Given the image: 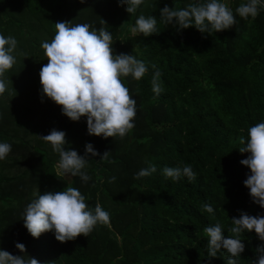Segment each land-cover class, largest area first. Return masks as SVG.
<instances>
[{
    "label": "trees",
    "instance_id": "16d2710c",
    "mask_svg": "<svg viewBox=\"0 0 264 264\" xmlns=\"http://www.w3.org/2000/svg\"><path fill=\"white\" fill-rule=\"evenodd\" d=\"M23 1L31 15L51 11V17L55 15L58 22L70 21L71 24H77L75 17L79 11L91 6L100 8L101 2L108 3L110 12L98 10L100 21L109 22L107 30L114 32L123 20L134 26L141 14L156 17L158 29V33L138 34L136 39H131L134 46L131 55L143 61L148 71L140 80L121 77L136 101L139 126L131 130L126 146L115 140L113 145L109 142L102 147L101 138H104L88 134L87 125L79 120L80 134L100 153L94 157L89 153V164L85 168L98 181L89 188L79 175L68 181L58 173L59 163L48 159L47 153L35 151L32 155L39 154L43 161L39 193L75 187L82 194L86 191L93 209L99 201L106 210L100 194L116 206H122L109 212L110 223L105 225L107 234H102L108 240L106 246H116L115 252L120 253L124 261L134 255L136 264H226L229 254L225 250H219L215 257L208 255L204 228L220 222L227 237L232 217H238L241 212L264 215V208L253 202L250 190L243 183L250 169L240 161L250 153L239 151L244 146L240 140L247 139L248 129L264 122V7L255 18L236 15L237 23L231 28L207 34L194 25L177 30L175 24L161 22V9L165 5L181 8L194 0H154L145 9L140 5L132 14L125 10L127 5L119 4L118 0L99 3L93 0ZM246 2L240 0V4ZM261 3L264 5V0ZM232 9L235 12L234 7ZM0 26L3 27L1 17ZM157 69L163 89L158 95L152 86ZM55 108L61 111L59 117L63 123L68 120L73 126L79 122L64 115L60 105L55 103ZM7 136L11 140L19 138L15 131ZM158 136H161L159 142ZM19 142L24 141H12L10 153L0 160V249L3 239L14 236L12 243L7 241V247L13 249L21 239L41 264H120L116 259L107 260L103 253H96L95 228L87 237L80 235L60 242L54 231L34 238L23 228L24 222H7V214L11 221L15 218L9 209L19 208L26 198L30 202L36 198L34 189L27 187V169L19 176L3 173L8 168L22 167L28 160L31 163L35 158L27 155ZM135 144L139 151L131 148ZM152 148L154 150L150 151ZM105 151H109V155L102 160ZM146 161L154 163L157 171L136 179L135 174L148 166ZM185 164L191 165L196 173L194 180L189 181L187 176L173 180L163 175L165 166ZM113 166L120 172L115 180L107 179V175L115 174ZM121 196L126 200L118 198ZM131 203L133 206L128 207ZM204 204H210L214 212L203 210ZM21 233L24 238H19ZM241 239L245 250L236 258L237 264H252L257 259L255 249L264 241L254 230L245 231Z\"/></svg>",
    "mask_w": 264,
    "mask_h": 264
},
{
    "label": "clouds",
    "instance_id": "9594fccd",
    "mask_svg": "<svg viewBox=\"0 0 264 264\" xmlns=\"http://www.w3.org/2000/svg\"><path fill=\"white\" fill-rule=\"evenodd\" d=\"M127 5L126 11L135 13L144 0H118ZM261 0H247L240 4L235 12L222 0H194L186 7L175 8L165 5L161 9V22L173 23L177 30L195 26L201 33L211 34L231 28L237 23L236 15L247 19L259 14ZM102 24H106L102 21ZM56 33L51 42L44 41V49L48 63L40 69L42 98L46 96L61 106L62 113L73 121L86 117L87 131L90 135L123 138L134 128L137 114L136 101L121 77L131 76L140 80L148 71L146 64L131 54H116L112 33L101 26L93 28L88 23L71 24L70 21L55 23ZM135 34L149 36L158 33L157 19L154 16L139 15L131 28ZM17 40L12 36L0 34V95L8 89L5 73L16 63L13 54ZM155 68V65H153ZM160 71L157 69L153 79V91L158 95L163 89L159 83ZM51 144L59 154V168L65 174L79 175L85 182L90 177L84 169L88 164V154L100 155L92 143H86L85 155L74 149H66V132L53 128L48 135L40 136ZM243 147L241 153H250L240 163L250 169V174L243 181L250 190L254 203L264 208V122L248 129L247 139L240 140ZM11 151V144L0 142V160L6 158ZM109 151L101 156L108 158ZM136 179L150 176L157 171L154 163L148 162ZM163 175L173 180L187 176L189 181L196 178L191 165L176 167L165 166ZM111 180H115L112 177ZM111 182V181H110ZM203 210L213 213L210 204H204ZM24 226L34 238H39L47 231H54L55 238L60 242L74 240L80 235L87 237L98 224L110 223V213L101 206L99 201L95 208L86 203L85 196L75 187H67L63 191H47L36 194V198L27 204L23 215ZM254 230L258 238L264 241V215H249L241 212L238 217L231 218L230 233L224 235V227L220 222L204 228L208 241V255L215 257L223 249L229 254L226 264H237L238 257L245 250L241 239L245 231ZM15 247L26 252V246L17 242ZM257 259L252 264H264V244L255 249ZM0 264H41L34 257L25 259L22 255H13L0 249Z\"/></svg>",
    "mask_w": 264,
    "mask_h": 264
},
{
    "label": "rangeland",
    "instance_id": "374dc122",
    "mask_svg": "<svg viewBox=\"0 0 264 264\" xmlns=\"http://www.w3.org/2000/svg\"><path fill=\"white\" fill-rule=\"evenodd\" d=\"M100 1L101 0H93V2L96 3H99ZM153 1L154 0H146L142 6L145 9L147 4ZM223 2L231 8L234 7V10L237 8L236 6L240 4V0H223ZM11 4L13 5L11 6ZM101 9H108L110 12V4L101 2L100 8L91 6L79 11L75 17L77 24L88 23L96 29H99L101 26L106 28V26L109 25V22L105 21L106 24H102L100 21L101 18L98 13ZM51 14H53L51 11L44 10L42 14L31 15L25 7L23 0H0V17L3 19V27L0 26V34L5 35L6 37L12 36L17 40V47L13 53L16 57V63L5 73V76L8 79V89L3 95H0V130H2V134L0 133V141L9 139L7 141L9 144L15 140L24 141L19 142V145L27 151V155L33 156L32 154L36 153L35 151L41 152L43 155H46L47 153L46 157L48 159H52L54 162L59 163V154L53 150L50 143L44 141L40 136L48 135L53 128L65 131L66 140L68 142L65 145V148L74 149L78 152V154L80 153V155H83L87 141L84 139L83 135L80 134V121L81 123L84 122L86 125L87 121L86 117H81L80 121L75 125L73 124V126H70V121L68 120H65L63 123L59 117L61 111L56 110L55 102L46 96H43L42 98V86L40 83L39 73L41 67L48 63V58L45 57L44 49L41 47V44L44 41L51 42L56 33L55 23L58 22L55 20V15L51 17ZM124 21L125 20L120 22V27H117L114 32L108 30L112 33L114 42L112 47L114 48L116 54H131L130 52L134 47L131 39H136L138 35L131 31L133 26L125 24ZM73 25H75V22ZM142 120L143 118L140 119V121ZM137 122L138 120L136 115L134 119L135 130L139 127ZM68 124L69 127H67ZM13 128H15L14 131L16 132V136L19 137L15 140H11V137L7 136V133L14 132ZM130 133L131 131L123 138L119 136L104 139L101 138V145L103 147L104 145L109 144V142L113 145L116 140L118 141V144L126 146V140L127 138L130 139ZM3 135L5 138L1 139ZM156 140L159 142L161 140V136H158ZM133 147L139 151V147L136 144L135 146H131V148ZM152 150L154 149H150V151ZM33 157L35 158L31 163H29L28 160L27 164H24L22 167H16L15 169L8 168V170L3 173L19 176V174L25 173V170L27 169V180H29L27 182V187L34 189V197L38 190H40L39 176L41 175L40 167L42 166V158L40 160L39 154H36ZM139 157L140 153L137 152L136 158L139 159ZM144 159H146V157ZM144 159H142V161H144ZM57 170L58 173L63 175L68 181L74 179L73 175L63 173V171L59 168V164ZM112 170L115 174L113 175V173H111L109 176L107 175V179L108 177H115V175L120 172L118 171L117 166H113ZM84 171L90 177V179L86 182V188H89L93 184H96L98 180L89 170L84 169ZM108 188L113 190V187L111 186ZM83 192V195L86 198V203L90 206L87 193L86 191ZM99 197L103 199L105 209L108 212H113L118 208H122V206H116L115 203L110 201V199L103 194H100ZM118 198L122 201L126 200L125 196ZM29 202L30 201L26 198L24 202H21L19 208L14 207L9 209L10 213L14 214L17 220L14 218L11 221V217L7 214V222H10L11 224L13 221L23 223L24 211ZM132 206L133 204L131 203L128 207ZM128 222L129 221H127V223L123 226H126ZM105 227L106 226L104 224H98L95 227L97 234H94L97 239L94 241V244H96L94 245V249L96 253H103L106 255L107 260L109 258L116 259L120 262V264L121 262L122 264H136V258L134 255L128 257V261H124L122 255L115 252L116 246H106V241L108 240L102 234H107ZM23 228L26 229L25 226H23ZM23 234L24 233H21L19 238H24ZM12 238H14V236ZM12 238L3 239L1 249L10 252L13 255H22L25 259L34 257L33 251L28 248H26L25 253L20 252V250L15 246H13V249H9L7 247L9 245L7 241L12 243ZM19 240V243H24L23 240ZM26 243L28 242L26 241ZM129 248H131V245H129Z\"/></svg>",
    "mask_w": 264,
    "mask_h": 264
}]
</instances>
